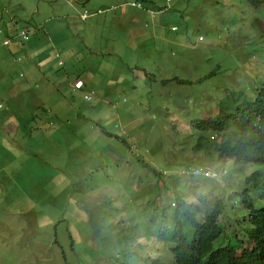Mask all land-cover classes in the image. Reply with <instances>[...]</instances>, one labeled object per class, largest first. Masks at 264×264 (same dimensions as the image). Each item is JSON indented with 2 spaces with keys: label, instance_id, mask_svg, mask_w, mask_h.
I'll list each match as a JSON object with an SVG mask.
<instances>
[{
  "label": "rangeland",
  "instance_id": "rangeland-1",
  "mask_svg": "<svg viewBox=\"0 0 264 264\" xmlns=\"http://www.w3.org/2000/svg\"><path fill=\"white\" fill-rule=\"evenodd\" d=\"M125 1L133 0H0V264L108 263L79 204H92L100 226V199L115 205L111 224L134 217L137 207L145 217L152 208L148 199L164 200L157 189L150 190L155 178L112 182L113 174L122 181L127 178L129 161L115 154L126 149L109 134L122 135L134 145L132 150L158 165L187 200L202 191L193 186L214 188L211 193L218 194L226 184L203 178L215 172H200L190 182L182 172L193 165L224 169L218 180H243L233 172L231 160L192 150L191 119L203 112H211L210 117L227 114L234 103H221L223 112L215 114L221 91L251 93L263 76L264 3L256 9L247 0H171L156 30L154 23L145 25V15L136 6L117 7L84 21L78 17L81 9L93 13ZM152 1L156 7L166 4ZM12 29L35 31L33 53H21L20 60L14 54L18 41L3 44ZM62 47L67 50L59 58L35 57L36 49L44 54ZM76 77L85 83L82 90L72 88ZM173 77L190 81L182 86L181 100L170 83L160 82ZM87 91L93 94L85 99ZM181 159L191 164L174 172L162 169L176 170L183 165ZM98 161L104 172L95 180L96 189L72 183V175L91 183L89 169ZM242 172L251 170L245 166ZM229 190L221 189L223 235L245 239L246 245L243 225L236 220L248 208L238 204V197L229 198ZM133 242L145 253L144 240ZM135 261L128 264H140Z\"/></svg>",
  "mask_w": 264,
  "mask_h": 264
},
{
  "label": "trees",
  "instance_id": "trees-1",
  "mask_svg": "<svg viewBox=\"0 0 264 264\" xmlns=\"http://www.w3.org/2000/svg\"><path fill=\"white\" fill-rule=\"evenodd\" d=\"M247 2L257 9L261 7L260 5L264 0H247ZM170 9L171 6L163 10L155 20L147 15L145 25L150 28V18H153L155 25L162 23L161 16ZM156 28L157 25L154 30ZM17 34L18 32L12 31L7 33V37L13 38ZM33 35L34 31L30 34L27 33L26 41L17 39L20 50L16 51L15 54L28 52L35 45V42L31 40ZM63 50L67 49L63 47L61 49L53 48L44 54L38 50L35 57H39L41 61L50 60L51 55L59 58V53H62ZM30 51L33 53V50ZM54 52L55 54H53ZM39 54L42 55L39 56ZM62 65L61 62L60 66ZM148 78L151 77L148 76ZM160 80L162 85L170 83L173 95L180 100L185 94L181 92L184 90L182 86L190 82L179 77ZM82 89L83 87L76 90ZM252 96L254 99L248 100L247 97L244 98L243 91H232L231 93L221 91L220 101L217 103L219 109L215 114L223 112V108L220 106L223 102L236 103L239 107L235 110L232 108L222 116L210 117L213 115L211 112H203L201 117L191 119L195 126L193 150H202L210 155H215L217 159H229L232 161L231 166H260L251 174L246 175L243 182L258 190L259 197L257 198L261 203L257 208L252 209L249 218L246 217L250 223L244 229L248 238L246 245L243 244L245 239H226L223 235L224 230L220 223V219L225 218L223 198L214 194H204L203 192L207 188L193 186L196 190L202 191L199 194L195 193L192 200L185 199L176 190L173 180L165 179L163 172L158 167L152 166L147 159L139 155L137 150H132L134 145L128 143L129 141L123 136L112 134L113 137L122 141L126 149V151L119 153V156L129 161L128 174L132 175L123 181L112 175V182L125 183L126 180L134 179L137 183H147L150 182L151 178H155L156 182L150 187V190L156 191L157 189L164 200L161 203H155L148 199V204L152 208L145 217L142 216L137 207L134 217L118 219L117 223L111 224L110 218L113 216L115 205L109 203V200L104 203L100 199L97 202V206L100 207V226H97V218L93 216L90 210L92 204L88 206H84L83 202L79 204L89 216L91 236L93 235L95 240H100L104 248L102 255L110 260L105 264H128L134 258L135 263L151 260L155 264H161L160 256L162 255L163 264H264V172L261 169V165L264 168V83L255 89ZM238 98L243 99L238 100ZM186 100L187 98L181 102ZM249 104L252 105V109L248 111L246 105ZM224 106H226L225 103ZM154 160L156 159L154 158ZM143 170L144 174L141 175L140 172ZM89 171L91 173H88V177L91 183L85 185L77 176L73 177V175L72 183H79L82 189L86 187L96 189L98 183H95V180L100 176L95 173L101 174L102 169L95 164L91 166ZM194 178L196 177L191 176L189 181H194ZM182 187L184 185L181 183ZM169 190L171 192L168 194ZM245 190H247L246 187ZM78 192H80L78 194L80 197L83 191ZM239 196L243 199L242 193ZM242 201L244 202V200ZM245 204L251 209L252 202ZM130 208L133 209L132 206ZM132 219L134 221H131ZM71 238L69 235L70 241ZM140 239L144 240L145 253L133 245V241ZM235 250H239V253L236 254Z\"/></svg>",
  "mask_w": 264,
  "mask_h": 264
},
{
  "label": "clouds",
  "instance_id": "clouds-1",
  "mask_svg": "<svg viewBox=\"0 0 264 264\" xmlns=\"http://www.w3.org/2000/svg\"><path fill=\"white\" fill-rule=\"evenodd\" d=\"M166 1V4H164L163 6H158V7H156L154 4H153V1L152 0H133V1H125V2H123V3H121L120 5H118V6H111V7H109V6H106V7H103V8H98V9H96V10H93V13H90V10H86L85 8L84 9H81L79 12H78V17L82 20V21H84L87 17H91V16H95V15H97V14H102V13H105V12H107V11H113L115 8H117V7H125V6H136L137 8H139V11H141L144 15H145V18H146V16L147 15H150L151 17H153L154 18V20L158 17V14L159 13H161L163 10H165V9H168L169 8V6H170V2H171V0H165ZM172 1H174V0H172ZM264 3V2H263ZM153 18H150L149 20H150V23L151 24H153L154 23V20H153ZM150 25V24H149ZM171 27V29L172 30H176L177 28H176V26L175 25H171L170 26ZM14 32L15 31V29H12L11 31H9L8 33H10V32ZM15 32H18V34H17V36L16 37H13V38H9V37H7V34H5L4 36H3V44L4 45H6V46H10L11 44H12V42H11V40H15V41H18L17 39L18 38H20V39H22V40H27V38H28V36H27V33H29V30H28V32L26 31V30H23V29H21V30H19V31H15ZM33 32V31H32ZM31 32V33H32ZM34 34H35V31H34ZM14 52H16V51H19L20 50V46H17V45H14ZM38 51V49H36V50H34V53H36ZM15 54V53H14ZM16 56H17V59L18 60H20V58H21V54H15ZM57 65L58 66H60L61 65V62L60 61H57ZM259 78H261V79H259L258 80V83H257V85H255V83L253 84V88H251V93L252 94H250V93H246L243 89L242 90H237V89H233L232 91H243V93H244V98L245 97H247L248 98V100H253L254 99V97L252 96L253 95V93H254V91H255V89L258 87V86H260L261 84H263L264 83V74H263V76H260ZM85 86V83H84V81L83 80H81V79H75L74 81H73V83H72V88L74 89V90H76V89H79V88H82V87H84ZM232 91H228V93H231ZM88 92V91H87ZM227 92V91H226ZM89 93L90 94H93L92 92H88V93H83V98H85V99H88L89 97H90V95H89ZM243 98H238V100H242ZM219 103V102H218ZM239 106L238 105H236V103H235V106H234V110H235V108H238ZM246 108H247V110L249 111V110H251L252 109V105L251 104H249V105H246ZM218 109H219V107H218ZM233 110V111H234ZM232 111V112H233ZM194 134H195V130H193V133H192V136H194ZM110 136H112V134H109ZM118 135V134H117ZM119 136H121L122 137V135H119ZM184 138V137H183ZM128 141V140H127ZM129 143V142H128ZM132 146H133V144H131ZM191 148H192V146H191ZM193 150V149H192ZM195 151V150H194ZM123 151L121 150L119 153H122ZM119 153H115L116 155H119ZM204 153H207V152H204ZM140 155V154H139ZM119 159L117 158V159H115V164H118V161ZM219 160H228V159H219ZM148 162H150L149 160H147ZM151 163V162H150ZM156 163V162H155ZM179 163H182L183 165L182 166H180L179 168H177L176 170H168L166 167H163L162 169H164V170H167V171H169V172H174V171H177L178 169H180L181 167H185V166H188L189 164H191V163H188L187 161H185L184 159H181V162H179ZM96 165H97V167H101V169H102V172H101V174H97L98 176H101L102 174H103V172H104V168H102V166H101V164L99 163V161L98 162H96L95 163ZM157 164V163H156ZM245 166H248L249 168H250V170H251V172L250 173H248V174H251L253 171H255L256 169H258L260 166H258V165H254L255 167H252L253 165H241V166H231L232 167V170H233V172L234 173H236V172H239L240 173V176H242L243 177V180H242V182L241 183H236V184H232V183H234L231 179L230 180H228V181H225V180H219V181H217L218 179L217 178H219L220 176H222V175H224L225 173H226V171L224 170V169H222V170H219V168H217L216 167V169H214V168H211V171H209L208 170V166H204V168L205 169H203V168H201V167H199L198 165H193V166H191V167H188L186 170H184L182 173H184V174H186L185 175V177H186V179H189L191 176H193V177H195L197 174H199L200 172H203V175H207V173H216V175L214 176V177H203V178H205V179H216L215 181H217L216 183H226L225 185H223V187L222 188H224V187H226V186H228L229 188H230V190H229V194H228V197L229 198H231V197H238V200H237V202H238V204L239 205H243L244 207H246V208H248V211L245 213V214H242L240 217H238V219L236 220L237 222H241L242 223V227H241V229H240V231L243 233V234H245V236L247 235L245 232H244V229H245V227H247L250 223H249V221L246 219V217H248L249 218V214L251 213V211H252V209H254V208H257L259 205H261V203L258 201L259 199L257 198V197H259V192H258V190L257 189H255L254 187H252L250 184L249 185H246L245 183H243L244 182V178H245V176L246 175H248V174H246V173H243L242 172V170H243V167H245ZM156 168L158 167L159 169H161L158 165H156L155 166ZM261 169H262V171L264 172V168H263V166L261 165ZM117 171L118 170H114V172L113 173H117ZM162 171V170H161ZM163 172V171H162ZM91 173V172H90ZM93 173V172H92ZM114 175V174H113ZM132 175H130V174H127V178H129V177H131ZM163 176L165 177L166 175H165V173L163 172ZM171 177H173L174 176V174H172V175H170ZM115 177H117L116 175H115ZM189 177V178H188ZM118 178V177H117ZM126 178V179H127ZM131 180H134V179H131ZM181 181H183V180H179L178 181V183H180ZM216 183H213L214 185L216 184ZM245 187L247 188V190H245ZM222 188H220V192L218 193V194H214V193H211V190H213L214 188H207L203 193L204 194H214V195H217L218 197H221V198H223V196H222V193H221V189ZM132 191V190H131ZM206 192V193H205ZM240 193H242V196H243V199H241L240 198V196H239V194ZM196 194H199V193H196ZM195 200V199H194ZM242 200H244V202L245 203H248V202H252V206H251V209L242 201ZM112 203H113V201H112ZM114 204V203H113ZM234 205H236V202L233 200L232 201V204H231V209H232V207L234 206ZM249 209H250V211H249ZM223 211H224V209H223ZM224 219V218H223ZM223 219H222V221H223ZM246 224V225H245ZM90 230H91V227H90ZM71 236V235H70ZM246 238H247V236H246ZM248 239V238H247ZM54 242L55 243H57V238H54ZM71 242H73L72 240H71ZM235 252H236V254H238L239 253V250H235ZM148 262H152L151 260L150 261H147V262H143V261H141V263L140 264H147ZM152 263H154V262H152ZM160 263L161 264H163V262H162V259H161V261H160ZM155 264V263H154Z\"/></svg>",
  "mask_w": 264,
  "mask_h": 264
}]
</instances>
